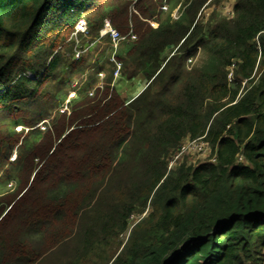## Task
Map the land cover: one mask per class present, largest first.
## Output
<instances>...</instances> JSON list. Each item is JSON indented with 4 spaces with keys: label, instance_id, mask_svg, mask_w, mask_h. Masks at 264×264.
<instances>
[{
    "label": "trees",
    "instance_id": "obj_1",
    "mask_svg": "<svg viewBox=\"0 0 264 264\" xmlns=\"http://www.w3.org/2000/svg\"><path fill=\"white\" fill-rule=\"evenodd\" d=\"M225 1L0 0V264H264V0Z\"/></svg>",
    "mask_w": 264,
    "mask_h": 264
},
{
    "label": "rangeland",
    "instance_id": "obj_2",
    "mask_svg": "<svg viewBox=\"0 0 264 264\" xmlns=\"http://www.w3.org/2000/svg\"><path fill=\"white\" fill-rule=\"evenodd\" d=\"M236 4V0H227L225 1L222 6L219 8V13H220V17L221 18H227V19H231L233 18L234 15V6ZM215 7H208L204 10V20H207L210 15L214 12ZM153 27H156L157 24L152 23ZM105 47V43L103 44ZM93 47V46H92ZM93 50V49H92ZM114 56V55H113ZM112 56V58H113ZM205 64V57L200 55L199 58H197L194 63L192 64V68L193 67H201ZM230 70V77L233 75V69H228ZM232 78V77H231ZM77 81H75V83L73 84V87L77 86ZM146 83V79L144 77H139V78H135L132 80H128L125 77H121V79H118L116 81V88L118 90V92L120 94H122L123 99H131V98H136L138 95H140L143 92V88L145 86ZM145 89V88H144ZM77 95L75 93V91L70 92L69 97L66 98L65 103L62 106V110H66V106L69 102L70 99L76 98ZM41 127L43 129H45L43 127V124L41 125ZM21 130V128H18V131ZM189 141V140H188ZM187 141V142H188ZM186 143V142H185ZM210 153H190V155L187 156H183V159L181 160V162L186 163L188 166H198L202 163L205 162H209L210 158L213 160V157H210ZM17 158L16 153L12 154V161H15ZM140 221V218L138 216H134L131 218L130 220V229H132L138 222ZM130 235V230L126 231L125 233H123L121 236L118 237V242L114 243L110 246L109 252L110 254L113 253V251L117 250V245L119 242H124V244L127 242L128 238Z\"/></svg>",
    "mask_w": 264,
    "mask_h": 264
},
{
    "label": "built area",
    "instance_id": "obj_3",
    "mask_svg": "<svg viewBox=\"0 0 264 264\" xmlns=\"http://www.w3.org/2000/svg\"><path fill=\"white\" fill-rule=\"evenodd\" d=\"M168 10V7L165 8ZM174 19L179 18V9H177L173 14ZM157 27V26H156ZM88 32V26L87 23L84 20H81L78 25L76 26V31L74 32V37L77 38L80 34H86ZM109 37L111 40L112 48L114 50V55L117 52L118 48L120 47L121 43L131 40L135 41L137 37L133 35V31H131L128 35L122 36L111 24V22L106 19L104 22V27L102 28L100 32V38H106ZM131 37V39H130ZM84 51H77L76 53V59H79L81 54ZM113 56L112 60L116 64L115 72H114V79L115 81L118 80L122 76V64L115 60ZM30 77H32L31 74H29ZM101 78H104V74H101ZM71 99L69 100L66 110H62L63 113L69 112V103ZM42 125V124H41ZM39 125V126H41ZM210 153L211 154V148L209 143H207L204 138H200L197 140H189L186 143H183L179 149L176 151V153L173 155V157L170 159L168 164V171H171L176 168L181 163V160L183 159V156L190 155V153ZM211 157V156H210ZM210 161H214L210 158ZM239 162H243V157L240 156L238 159Z\"/></svg>",
    "mask_w": 264,
    "mask_h": 264
},
{
    "label": "crops",
    "instance_id": "obj_4",
    "mask_svg": "<svg viewBox=\"0 0 264 264\" xmlns=\"http://www.w3.org/2000/svg\"><path fill=\"white\" fill-rule=\"evenodd\" d=\"M121 77H122V76H121ZM121 77H120L119 79H121ZM141 77H143V76H141ZM137 78H139V77H137ZM116 81H117V80H116ZM147 83H148V82H147V80H146V83H145L144 88L147 87ZM115 86H116V82H115ZM144 88H143V90H144ZM116 89H117V88H116ZM117 91H118V90H117ZM120 95L122 96V94H120ZM122 98H123V96H122ZM133 99H134V98H131V99H129V100H127V99L125 100V99H124V100L129 102V101H131V100H133Z\"/></svg>",
    "mask_w": 264,
    "mask_h": 264
}]
</instances>
